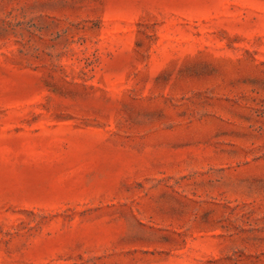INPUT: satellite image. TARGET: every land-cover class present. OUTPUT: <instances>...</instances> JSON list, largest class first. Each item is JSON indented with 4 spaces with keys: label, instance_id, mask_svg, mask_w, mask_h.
I'll use <instances>...</instances> for the list:
<instances>
[{
    "label": "rangeland",
    "instance_id": "1",
    "mask_svg": "<svg viewBox=\"0 0 264 264\" xmlns=\"http://www.w3.org/2000/svg\"><path fill=\"white\" fill-rule=\"evenodd\" d=\"M0 264H264V0H0Z\"/></svg>",
    "mask_w": 264,
    "mask_h": 264
}]
</instances>
